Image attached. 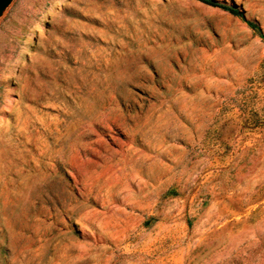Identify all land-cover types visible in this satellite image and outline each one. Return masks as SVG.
I'll return each instance as SVG.
<instances>
[{
  "label": "rangeland",
  "instance_id": "1",
  "mask_svg": "<svg viewBox=\"0 0 264 264\" xmlns=\"http://www.w3.org/2000/svg\"><path fill=\"white\" fill-rule=\"evenodd\" d=\"M216 1L264 32V0ZM0 264H264L259 35L198 0H12Z\"/></svg>",
  "mask_w": 264,
  "mask_h": 264
},
{
  "label": "trees",
  "instance_id": "2",
  "mask_svg": "<svg viewBox=\"0 0 264 264\" xmlns=\"http://www.w3.org/2000/svg\"><path fill=\"white\" fill-rule=\"evenodd\" d=\"M198 1H201V2L208 4V5H211V6L219 7L223 10L230 12L231 14H233L235 16L240 17L242 20H244L249 25L250 28L253 29V31L255 33H257L259 35V37L264 42V32H263L261 26L257 22L247 19L244 12L239 7L227 5V4L218 2L216 0H198Z\"/></svg>",
  "mask_w": 264,
  "mask_h": 264
},
{
  "label": "water",
  "instance_id": "3",
  "mask_svg": "<svg viewBox=\"0 0 264 264\" xmlns=\"http://www.w3.org/2000/svg\"><path fill=\"white\" fill-rule=\"evenodd\" d=\"M12 0H0V16Z\"/></svg>",
  "mask_w": 264,
  "mask_h": 264
}]
</instances>
